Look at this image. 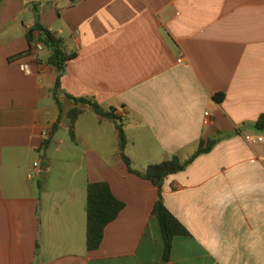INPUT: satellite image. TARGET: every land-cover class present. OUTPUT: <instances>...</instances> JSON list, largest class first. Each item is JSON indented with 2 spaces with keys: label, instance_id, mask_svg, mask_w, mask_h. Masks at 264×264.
<instances>
[{
  "label": "crops",
  "instance_id": "1",
  "mask_svg": "<svg viewBox=\"0 0 264 264\" xmlns=\"http://www.w3.org/2000/svg\"><path fill=\"white\" fill-rule=\"evenodd\" d=\"M37 25L76 55L58 92ZM263 116L264 0H0V264H264ZM119 127L140 172L217 143L160 191L129 172ZM99 182L125 208L89 251ZM160 196L190 234L168 262Z\"/></svg>",
  "mask_w": 264,
  "mask_h": 264
},
{
  "label": "trees",
  "instance_id": "2",
  "mask_svg": "<svg viewBox=\"0 0 264 264\" xmlns=\"http://www.w3.org/2000/svg\"><path fill=\"white\" fill-rule=\"evenodd\" d=\"M35 29L39 32L38 41L45 45L46 49L50 52L48 59L49 65L55 67L59 72V78L56 83V92L61 87V78L66 70L67 64L75 59V54H69L66 51L65 41L56 33L37 25ZM34 30L28 33L27 38L30 44L34 43ZM225 98L223 94L218 96L222 101ZM76 103H84L91 106L93 111L100 117L101 120L114 119L115 116L111 112H105L100 105L88 99L73 98ZM83 114V111L74 109L70 113L72 119L71 137L74 138L75 123L78 118ZM257 129L264 132V116L257 121ZM120 148L122 158L131 174H134L142 179L151 182L160 191L166 179L174 174L185 170L198 156L208 153L217 140L208 142H201L197 153L189 160L183 162L178 157H173L171 160L162 162L160 164L150 165L145 172L137 171L133 168L132 161L124 154L127 145V140L122 128H118ZM125 204L115 197L111 187L106 182H99L90 184L87 188V248L89 251H94L100 248L107 226L113 223L120 213L124 210ZM153 216H155L160 224L161 232L163 235L165 250L164 262H168L173 242L177 237L189 236V231L185 226L167 209L163 202L162 196L156 203L153 209Z\"/></svg>",
  "mask_w": 264,
  "mask_h": 264
},
{
  "label": "built area",
  "instance_id": "3",
  "mask_svg": "<svg viewBox=\"0 0 264 264\" xmlns=\"http://www.w3.org/2000/svg\"><path fill=\"white\" fill-rule=\"evenodd\" d=\"M37 49H39V50H42V49H44V45L43 44H39L38 46H37ZM182 61V60H181ZM180 61V62H181ZM23 70L25 71V72H29V67L28 66H23ZM210 115H209V113H207L206 114V117H209ZM250 143L252 144V145H254V144H264V137L263 136H258V137H253V138H251L250 139Z\"/></svg>",
  "mask_w": 264,
  "mask_h": 264
},
{
  "label": "rangeland",
  "instance_id": "4",
  "mask_svg": "<svg viewBox=\"0 0 264 264\" xmlns=\"http://www.w3.org/2000/svg\"><path fill=\"white\" fill-rule=\"evenodd\" d=\"M86 120L88 121V119H86ZM79 177L82 178L83 175H81V173H79ZM47 183L50 184V185H54V184H56V181L53 178H51Z\"/></svg>",
  "mask_w": 264,
  "mask_h": 264
}]
</instances>
